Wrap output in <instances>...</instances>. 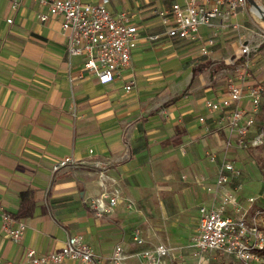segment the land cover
Returning <instances> with one entry per match:
<instances>
[{"label": "crops", "instance_id": "1", "mask_svg": "<svg viewBox=\"0 0 264 264\" xmlns=\"http://www.w3.org/2000/svg\"><path fill=\"white\" fill-rule=\"evenodd\" d=\"M177 1L110 0L114 14L126 12L139 27L140 40L121 77L101 84L84 69L82 57L68 54L62 16L41 21L48 7L39 0H18L16 8L14 0H0L2 262L30 264L28 249L57 252L70 235H82L99 264H113L110 258L119 245L127 256L122 264H140L139 253L161 244L174 227L181 236L173 238L186 250L170 254L163 264H198L192 236L200 207L219 198L206 184L216 179L224 158L241 167L235 158L243 152L249 156L248 149L225 147L231 130L206 101L226 97L231 81L241 83L245 93L257 83L248 79L247 70L241 78L244 65L231 78L245 40L237 38L243 10L202 26L196 40L172 38L158 12ZM153 35L159 38L151 41ZM130 82L134 87L127 91ZM241 106H250L247 98ZM257 134L255 126L247 140ZM212 153L214 163L208 158ZM65 157L74 162L54 169ZM242 181L239 202L248 213L253 195L245 194L244 173ZM113 187L122 194L115 212L97 216L91 200ZM26 191L32 192L33 214L17 218L26 226L17 244L4 229L2 212L16 216ZM192 213L196 228L185 236L183 226ZM228 214L234 215L232 208ZM135 229L141 230L144 245L134 242Z\"/></svg>", "mask_w": 264, "mask_h": 264}, {"label": "built area", "instance_id": "2", "mask_svg": "<svg viewBox=\"0 0 264 264\" xmlns=\"http://www.w3.org/2000/svg\"><path fill=\"white\" fill-rule=\"evenodd\" d=\"M48 7V13L40 14L41 21L49 19L50 15L63 17L62 27L68 33L67 51L70 56L83 58L84 69L95 75L101 84H109L121 77L123 69L131 64L132 54L140 40L139 27L132 23L126 12L114 14L110 9V0L94 3L90 0H39ZM248 0H178L171 9L158 12L161 22L167 27L166 33L172 38L196 40L202 26L211 27L218 17L237 14L243 10ZM18 6L14 0L13 7ZM9 23L12 19L8 20ZM158 35L150 36L156 41ZM209 43H213L209 40ZM206 54L207 50L203 49ZM242 54L248 48L242 49ZM241 75L246 79V66ZM134 82L125 86L132 90ZM247 98L250 106L242 107L241 102ZM262 89L252 84L245 93L243 85L231 81L228 94L220 100H207L206 107L212 112L222 114L221 121H226L232 137L225 142L230 149L238 147L247 150L248 147H263L264 132L261 129L252 141L247 140L251 128L256 126V116L260 110ZM200 120L205 122V118ZM222 123V122H221ZM210 162L217 161L216 154L208 156ZM72 157H65L53 166L54 169L69 166ZM243 170L234 161L224 158L219 166L217 177L206 184L207 190L219 196L210 206L200 207V223L197 232L192 236L193 255L199 258L198 264H227L222 256L234 258L242 264H263L264 230L256 217L249 221L247 210L239 202L244 189L242 181ZM99 179L104 180L100 172ZM205 178L203 177V180ZM264 187V182H263ZM121 191L118 187L93 198L90 206L97 216L113 214L120 200ZM256 197L248 199L255 202ZM128 207L134 208V202L128 201ZM232 208L234 215L228 214ZM259 211L255 212L257 216ZM4 229L8 236L17 244L23 241L25 224L11 213L2 212ZM133 240L137 245H144L145 240L140 229L133 232ZM170 249L164 244L154 248H146L139 253L140 264H162L170 255ZM30 264H61L67 260L80 264H99V256L94 248L85 242L82 235H70L61 250L52 253L39 254L34 249L26 251ZM127 258L124 248L116 246L111 262L122 264ZM0 264H18L14 261Z\"/></svg>", "mask_w": 264, "mask_h": 264}, {"label": "rangeland", "instance_id": "3", "mask_svg": "<svg viewBox=\"0 0 264 264\" xmlns=\"http://www.w3.org/2000/svg\"><path fill=\"white\" fill-rule=\"evenodd\" d=\"M255 1L257 5L264 9V0ZM242 14L244 17L241 22L242 26H239L241 31L239 32V35H237V38H245V40L241 41L243 45L241 50L244 47H247L248 52L243 55L240 51L241 62L232 67L231 78L232 80H235L234 77L238 74L237 69L244 65L247 67L246 69L249 75L248 79H252L263 90L261 109L256 116V129L259 132L264 125V18L255 13L253 6L249 2L243 9ZM248 150L249 156L243 152V156H238V158L235 159L242 162L241 168H243L244 176H247V186L249 187V191L245 194L247 196L253 195L256 197L255 202L252 203V206L249 209L247 217L249 221L256 217L259 221L260 227L264 230V151L263 147L252 146L248 147ZM256 211H259L257 216L255 215ZM187 217L189 222H186L183 226L184 235L193 232L197 224V219H195L193 213ZM177 236L181 235L177 234L174 227H171L169 235H167V238L162 241V244L170 249V254H172V256H177L178 252L186 250L185 246L183 247L179 240L177 241L173 238ZM222 258L225 259V261L230 262V264H242L228 256H222ZM164 261L165 259L162 264Z\"/></svg>", "mask_w": 264, "mask_h": 264}, {"label": "trees", "instance_id": "4", "mask_svg": "<svg viewBox=\"0 0 264 264\" xmlns=\"http://www.w3.org/2000/svg\"><path fill=\"white\" fill-rule=\"evenodd\" d=\"M262 95H263V90H262ZM260 109H261V105H260ZM262 129L264 132V125ZM31 193L32 192L30 191L28 192L26 191L21 194V207L18 211V214L15 216L16 218L29 216L33 214V208L31 206L32 204V197H31L32 194ZM262 254L264 255V251L262 252Z\"/></svg>", "mask_w": 264, "mask_h": 264}, {"label": "bare ground", "instance_id": "5", "mask_svg": "<svg viewBox=\"0 0 264 264\" xmlns=\"http://www.w3.org/2000/svg\"><path fill=\"white\" fill-rule=\"evenodd\" d=\"M253 10L255 11V13L259 14V15H263V10H261V7L257 4L253 5Z\"/></svg>", "mask_w": 264, "mask_h": 264}, {"label": "water", "instance_id": "6", "mask_svg": "<svg viewBox=\"0 0 264 264\" xmlns=\"http://www.w3.org/2000/svg\"><path fill=\"white\" fill-rule=\"evenodd\" d=\"M248 2L253 6L254 4H257L255 0H248ZM261 7V6H260ZM261 10H263V18H264V9L261 7Z\"/></svg>", "mask_w": 264, "mask_h": 264}]
</instances>
